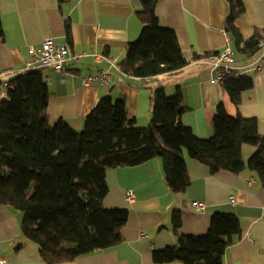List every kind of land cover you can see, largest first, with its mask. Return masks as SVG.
<instances>
[{"label":"crops","instance_id":"obj_1","mask_svg":"<svg viewBox=\"0 0 264 264\" xmlns=\"http://www.w3.org/2000/svg\"><path fill=\"white\" fill-rule=\"evenodd\" d=\"M236 1L244 7L235 23L243 39H251L256 31L264 32V0ZM140 9L137 0H70L62 6L58 0H0L4 31L0 43V82L25 72L28 62L33 61L32 50L52 38L56 44L67 45L75 56H82L77 62H68L63 73L53 68L43 70L50 92L46 114L53 126L65 121L82 131L86 117L103 97H110L113 102L124 101L128 117L142 127L147 126L151 120V90L159 87L168 96L180 93L182 106L188 110L182 121L200 139L214 135L213 121L220 103L231 117L256 119L258 132L264 136V73L250 75L254 86L242 93L236 106L223 85L210 82V66L200 62L205 59L199 57L221 53L227 47L236 53L237 66L253 64L260 58L262 49L252 58L237 53L227 26L230 4L226 0L160 1L156 8L159 25L177 33L189 65L172 74L132 79L112 67L108 59L119 64L126 47L139 39L143 27L136 12ZM66 25L70 26L69 36ZM95 56L104 59L97 61ZM102 70L110 74L111 87L98 82L83 84L84 78L97 76ZM255 152L254 146L242 147L246 168L240 174H213L208 165L191 160L185 153L190 185L180 194L169 189L159 158L138 167L108 170L109 193L104 207L129 210L121 244L60 264H156L155 250L177 245L173 231L175 212H180L182 219L180 236L207 234L215 214L235 215L242 233L228 238L224 264H264V188L248 168ZM130 189L136 198L132 204L126 199ZM194 202L204 203L205 210L193 209ZM23 219L21 211L0 206V264H47L37 246L22 235Z\"/></svg>","mask_w":264,"mask_h":264},{"label":"trees","instance_id":"obj_2","mask_svg":"<svg viewBox=\"0 0 264 264\" xmlns=\"http://www.w3.org/2000/svg\"><path fill=\"white\" fill-rule=\"evenodd\" d=\"M69 1L58 0V5ZM137 1L141 9L136 18L143 29L139 39L126 47L117 70L132 79H146L186 68L189 62L177 33L159 25L156 8L162 0ZM226 1L231 8L227 26L237 53L252 58L261 50L264 32L244 40L235 28L243 4ZM66 33L70 35L69 25ZM3 40L0 12V43ZM6 81L8 89L0 97V206L23 213L22 235L37 246L47 264L73 262L121 244L129 210L104 207L108 170L138 167L159 158L169 189L180 194L190 185L185 153L208 165L213 174H240L246 168L242 147L251 145L256 152L248 168L264 188V136L258 132V121L231 117L223 103L216 109L214 135L209 139H200L184 125L182 117L188 110L180 93L168 96L159 87L151 90L149 125L142 127L128 117L124 101L103 97L78 131L65 121L50 124L46 114L50 92L43 70L25 71ZM253 86L251 76H242L222 87L238 106L242 93ZM181 225L180 212H175L177 245L155 250L156 264H224L228 238L242 233L233 214L213 215L202 236H180Z\"/></svg>","mask_w":264,"mask_h":264},{"label":"built area","instance_id":"obj_3","mask_svg":"<svg viewBox=\"0 0 264 264\" xmlns=\"http://www.w3.org/2000/svg\"><path fill=\"white\" fill-rule=\"evenodd\" d=\"M260 47L262 54L257 62L240 67L235 63L236 53L229 47L223 52L217 54H210L204 58L205 63L210 66L213 72L211 83L213 85H223L227 80H236L242 76H250L253 73H264V37L261 40ZM33 61L28 62L25 71L44 70L46 68H53L58 73L65 71V66L68 62H77L82 59V56H75L67 45L56 44L52 38H47L42 41L41 46L32 50ZM97 61H101L103 57H96ZM110 65L118 69L114 60L108 59ZM2 73L0 72V76ZM98 82L101 86L109 88L111 86V76L107 71H100L97 76L89 75L83 79L84 85H91ZM8 89V82L2 80L0 82V94L5 95ZM126 199L132 204L135 202V193L132 189L126 191ZM193 209L197 211H204L205 204L202 202H194ZM145 236V234H142Z\"/></svg>","mask_w":264,"mask_h":264}]
</instances>
